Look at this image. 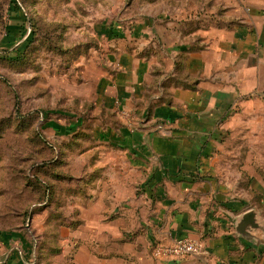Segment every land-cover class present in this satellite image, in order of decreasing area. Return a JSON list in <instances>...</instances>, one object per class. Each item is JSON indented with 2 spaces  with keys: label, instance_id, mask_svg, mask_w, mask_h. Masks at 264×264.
<instances>
[{
  "label": "crops",
  "instance_id": "0c3cea01",
  "mask_svg": "<svg viewBox=\"0 0 264 264\" xmlns=\"http://www.w3.org/2000/svg\"><path fill=\"white\" fill-rule=\"evenodd\" d=\"M160 16L136 26L150 31L147 48L116 52L98 76L96 100L123 113L103 134L121 159L98 166L102 177L74 203L79 223L58 231L77 264H156L152 246L184 236L208 256L166 264H264V184L259 227L241 233L249 200L227 196L213 164L239 112L264 101V0H188ZM2 236V264H28L20 231Z\"/></svg>",
  "mask_w": 264,
  "mask_h": 264
},
{
  "label": "rangeland",
  "instance_id": "374dc122",
  "mask_svg": "<svg viewBox=\"0 0 264 264\" xmlns=\"http://www.w3.org/2000/svg\"><path fill=\"white\" fill-rule=\"evenodd\" d=\"M187 1L0 0V264L9 231L27 240L28 264H77L75 244L58 231L79 223L74 203L89 185L77 184L121 159L103 134L123 113L102 106L94 85L113 71L116 52L150 44L137 25L176 16ZM245 113L220 142L214 177L254 209L264 184V101Z\"/></svg>",
  "mask_w": 264,
  "mask_h": 264
},
{
  "label": "built area",
  "instance_id": "2783aa9c",
  "mask_svg": "<svg viewBox=\"0 0 264 264\" xmlns=\"http://www.w3.org/2000/svg\"><path fill=\"white\" fill-rule=\"evenodd\" d=\"M151 253L156 264H166L187 257L208 256V250L203 241L188 236L174 239L169 243L157 242L152 246Z\"/></svg>",
  "mask_w": 264,
  "mask_h": 264
},
{
  "label": "water",
  "instance_id": "95a60500",
  "mask_svg": "<svg viewBox=\"0 0 264 264\" xmlns=\"http://www.w3.org/2000/svg\"><path fill=\"white\" fill-rule=\"evenodd\" d=\"M258 217L257 212L254 209H247L243 214L240 216L239 221L237 223V229L239 232L243 233L245 228H257L258 225Z\"/></svg>",
  "mask_w": 264,
  "mask_h": 264
},
{
  "label": "trees",
  "instance_id": "16d2710c",
  "mask_svg": "<svg viewBox=\"0 0 264 264\" xmlns=\"http://www.w3.org/2000/svg\"><path fill=\"white\" fill-rule=\"evenodd\" d=\"M93 171H95V170H93ZM94 174H92L93 176H95L96 177V173L95 172H93ZM95 177H94V179H95ZM92 179H93V177H90L89 179H88V181H81V182H79V183H81V184H77L78 185V187L80 188V187H83L82 185H90L93 181H92ZM93 179V180H94ZM92 181V182H91ZM90 183V184H89Z\"/></svg>",
  "mask_w": 264,
  "mask_h": 264
}]
</instances>
